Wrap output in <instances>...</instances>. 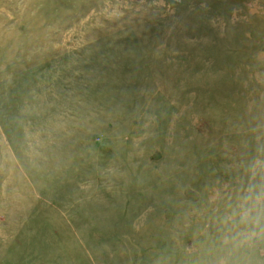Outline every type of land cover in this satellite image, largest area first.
I'll list each match as a JSON object with an SVG mask.
<instances>
[{"label": "rangeland", "instance_id": "374dc122", "mask_svg": "<svg viewBox=\"0 0 264 264\" xmlns=\"http://www.w3.org/2000/svg\"><path fill=\"white\" fill-rule=\"evenodd\" d=\"M0 264H264V0H0Z\"/></svg>", "mask_w": 264, "mask_h": 264}, {"label": "clouds", "instance_id": "9594fccd", "mask_svg": "<svg viewBox=\"0 0 264 264\" xmlns=\"http://www.w3.org/2000/svg\"><path fill=\"white\" fill-rule=\"evenodd\" d=\"M258 199H259V197H258ZM247 215V212H245V216Z\"/></svg>", "mask_w": 264, "mask_h": 264}]
</instances>
